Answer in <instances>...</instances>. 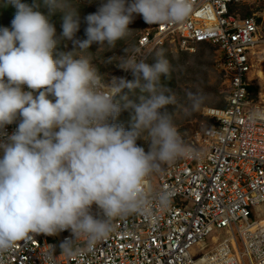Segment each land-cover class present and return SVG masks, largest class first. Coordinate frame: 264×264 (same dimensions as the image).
<instances>
[{
  "label": "clouds",
  "instance_id": "9594fccd",
  "mask_svg": "<svg viewBox=\"0 0 264 264\" xmlns=\"http://www.w3.org/2000/svg\"><path fill=\"white\" fill-rule=\"evenodd\" d=\"M7 2L16 14L11 29L0 28V136H7L0 140V254L31 234L65 230L74 240L85 237L91 249L108 237L114 218L147 211L146 177L195 150L182 142L166 109L175 99L161 84L170 73L162 52L152 63L125 60L118 66L135 79L113 77L108 84L87 56L76 53L93 44L114 47L130 34L137 14L148 25L182 22L190 0H101L85 18L83 40L76 38L80 20L72 0ZM57 13L59 38L52 22ZM61 39L71 41L73 50L57 52ZM125 89L133 95L139 89V102ZM187 99L195 109L203 97L189 92ZM129 108L134 115L126 129L115 121ZM17 119L16 130L4 132ZM141 139L147 151L137 144ZM170 196L154 194L164 208ZM93 205L100 210L96 215ZM74 240L60 245L65 254H74Z\"/></svg>",
  "mask_w": 264,
  "mask_h": 264
},
{
  "label": "built area",
  "instance_id": "2783aa9c",
  "mask_svg": "<svg viewBox=\"0 0 264 264\" xmlns=\"http://www.w3.org/2000/svg\"><path fill=\"white\" fill-rule=\"evenodd\" d=\"M247 1L190 0L184 21L151 24L126 58L147 61L164 45L189 53L209 45L220 52L225 85L224 107L205 108V122L190 136L178 131L195 155L145 178L147 211L114 218L91 249L68 230L31 234L0 254V264H264V36L254 16L235 11ZM161 192L171 194L166 208L154 198ZM66 239L74 240L73 255L60 247Z\"/></svg>",
  "mask_w": 264,
  "mask_h": 264
},
{
  "label": "rangeland",
  "instance_id": "374dc122",
  "mask_svg": "<svg viewBox=\"0 0 264 264\" xmlns=\"http://www.w3.org/2000/svg\"><path fill=\"white\" fill-rule=\"evenodd\" d=\"M72 3L78 7L80 20V28L76 33V38L80 40L86 39L85 29L87 23L85 18L87 15L97 11L101 0H72ZM41 10L45 13L47 11L43 8ZM235 11L240 16H245L246 14L254 16L256 21H258L261 34L264 36V0H249L239 4ZM52 22L56 28L57 38H59L62 33L61 14L57 13L54 15ZM149 26L144 22L142 16L137 14L129 25L131 28L130 34L124 39L117 41L114 47L107 44L99 47V45L93 44L89 50L84 52L77 51L76 55L87 56L100 71L105 84H108L113 77L132 81L135 79L133 74L124 78L123 69L118 65L124 63L129 52L135 46L139 35ZM6 27L11 29V20L7 22ZM72 50V42L63 39L60 40L56 49L57 52ZM158 52L163 53L170 65V73L167 77H163L165 79L161 80V84L170 90L175 99V104L166 106V109L169 113H172L177 130L182 133L186 132L187 136H190L195 131H198L201 128V124L205 122L202 117V111L205 108H222L225 105V85L218 69L220 52L209 45H198L191 53L182 52L169 45H164L156 49L146 62L152 63ZM260 58H264V55ZM259 68H264V61L260 63ZM189 92L203 97L199 107L192 108L187 99ZM124 94H127L129 99L134 102H139V89L136 90L135 95L128 89L124 90ZM133 115L134 109L122 110L115 122L122 123L126 129H129ZM137 144L144 147L147 151V142L141 139L137 141ZM152 175H155V173Z\"/></svg>",
  "mask_w": 264,
  "mask_h": 264
},
{
  "label": "trees",
  "instance_id": "16d2710c",
  "mask_svg": "<svg viewBox=\"0 0 264 264\" xmlns=\"http://www.w3.org/2000/svg\"><path fill=\"white\" fill-rule=\"evenodd\" d=\"M28 1L31 2L29 3ZM21 2L23 3L27 2V4H32V0H21ZM15 14H16V8L13 5L9 4L7 0H0V28L6 27L7 22L10 20L12 21ZM245 16H250V15L246 14ZM163 79L165 78L161 77V80Z\"/></svg>",
  "mask_w": 264,
  "mask_h": 264
},
{
  "label": "bare ground",
  "instance_id": "6f19581e",
  "mask_svg": "<svg viewBox=\"0 0 264 264\" xmlns=\"http://www.w3.org/2000/svg\"><path fill=\"white\" fill-rule=\"evenodd\" d=\"M261 78H264V72H260Z\"/></svg>",
  "mask_w": 264,
  "mask_h": 264
}]
</instances>
